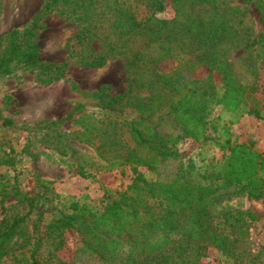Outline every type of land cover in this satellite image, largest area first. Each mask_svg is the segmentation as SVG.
I'll use <instances>...</instances> for the list:
<instances>
[{
  "label": "trees",
  "instance_id": "16d2710c",
  "mask_svg": "<svg viewBox=\"0 0 264 264\" xmlns=\"http://www.w3.org/2000/svg\"><path fill=\"white\" fill-rule=\"evenodd\" d=\"M220 1L225 0H45L27 26L4 37L0 78L15 70L35 74L43 84L65 77L68 63L44 65L40 60L39 32L52 14L80 27L77 44L99 42L94 55L80 57L84 66L102 68L119 57L125 60L128 90L112 96L102 87L96 97L106 119L97 123L101 127H87L77 136L108 166L89 172V163L61 130L85 105L60 120L23 128L44 147L71 159L84 179L125 167H130L132 178L125 189L103 186L100 204L92 206L65 200L38 174L27 188L19 174L5 180L0 173V264L8 257L12 264H70L61 252L71 232L78 243L75 257L101 264H202L210 247L240 262L225 226L257 218L241 210L216 213L214 207L229 190L264 198V152L253 142L233 139L231 133L240 117L264 120V91L243 84L224 57L220 45L239 36ZM242 1H255L264 9V0ZM168 6L175 18H158ZM141 8L147 12L143 18ZM254 46L264 51V35L248 45ZM170 59L176 65L165 71L161 63ZM203 67L209 70L206 78L191 76ZM217 108L222 111L213 117ZM14 125L0 109V128ZM186 141L199 148L217 147L222 157L202 158L198 164L180 151ZM6 147L0 139V169L15 168L29 150L28 145L20 152ZM170 164L176 166L170 179L149 180L141 170L160 173ZM11 198L16 203L7 207ZM20 239L26 251L15 254L11 245Z\"/></svg>",
  "mask_w": 264,
  "mask_h": 264
},
{
  "label": "rangeland",
  "instance_id": "374dc122",
  "mask_svg": "<svg viewBox=\"0 0 264 264\" xmlns=\"http://www.w3.org/2000/svg\"><path fill=\"white\" fill-rule=\"evenodd\" d=\"M45 0H0V55L6 46L4 37L14 29H23L39 13ZM226 10L229 23L237 32L239 38L235 42L220 45L224 57L231 63L238 79L245 85L264 91V51L258 46L248 47L259 35H264V9L255 1L242 0L220 1ZM146 10L138 11L139 17L146 15ZM175 11L168 6L165 12L157 17L164 20L175 18ZM80 27L72 24L56 14L48 16L43 21L39 32L38 45L41 49V63L44 65H63L68 63L65 77L52 84H43L37 80L35 74L25 70H15L10 76L0 78V109L4 116L15 121L14 127L0 128V139L6 148L13 146L17 152L29 146L28 153L19 157L15 168L2 167L0 173L7 178L20 175L24 180L23 186L34 185L33 177L38 174L41 180L51 182L55 191L65 200L78 201L81 204L98 206L103 197V186L114 189H125L131 182L130 167L111 172L98 173L96 179H84L78 173L74 162L60 156L55 150L44 147L35 136H29L23 126H32L41 121L60 120L67 117L78 105H85L86 110L77 113L67 121L61 130L71 136L72 143L82 153L89 163V172L96 173L99 166H108L97 154L95 148L82 143L78 134L102 121L104 112L99 107L100 100L96 94L102 87H108L110 94L116 96L128 90L129 78L123 58L110 61L102 68L84 66L80 57L91 56L99 50L100 44L95 41L86 46L76 43L75 37ZM175 60H165L161 67L165 71L173 69ZM209 70L203 67L192 73L193 78L204 79ZM145 95V94H144ZM217 108L213 117L221 113ZM225 121L230 117L223 115ZM106 119V118H105ZM236 120V118L234 119ZM232 138L239 142H253L259 152H264V120L243 116L231 127ZM181 152L187 153L188 159H194L198 164L202 158L207 161L220 159L222 152L219 148L209 146L199 148L198 144L186 141L180 144ZM4 158L0 150V162ZM149 180H156L159 176L172 178L176 166L170 164L160 173L141 169ZM14 198L6 202L10 207L15 204ZM241 210L253 213L257 220L242 223H229L225 226L227 235L236 243V254L240 262L234 257L210 247L202 264H251L255 259L264 261V198L255 200L247 195H239L234 190L224 193L223 200L214 207V212ZM3 218L0 210V220ZM22 239L11 247L19 254ZM78 243L75 233L67 234V244L61 256L71 261L70 264H101L97 259L77 256ZM13 258L3 260V264H12Z\"/></svg>",
  "mask_w": 264,
  "mask_h": 264
}]
</instances>
